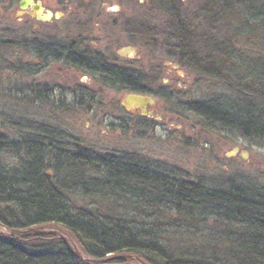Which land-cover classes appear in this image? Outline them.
I'll return each instance as SVG.
<instances>
[{
    "label": "trees",
    "instance_id": "1",
    "mask_svg": "<svg viewBox=\"0 0 264 264\" xmlns=\"http://www.w3.org/2000/svg\"><path fill=\"white\" fill-rule=\"evenodd\" d=\"M170 4L178 61L198 75L226 83L238 96L221 101L212 96L188 104V111L264 148V61L244 63L238 48L242 43L259 45L264 52V6L254 22L241 0H208L205 16L215 31L221 24L225 41L208 38L204 48V39L195 41L183 21L181 1ZM9 45L0 41V51ZM74 45L76 41L53 44L46 56L104 87L158 95L151 74L111 64ZM75 98L82 105L88 95ZM163 98L169 101L170 96ZM27 132L13 137L0 132L4 227L62 228L83 254L97 260L132 255L146 264H264V186L257 182L231 179L212 188L179 181L173 172L161 173L138 156L99 154L50 126L30 125ZM0 264L85 263L55 236L14 237L0 232Z\"/></svg>",
    "mask_w": 264,
    "mask_h": 264
},
{
    "label": "rangeland",
    "instance_id": "2",
    "mask_svg": "<svg viewBox=\"0 0 264 264\" xmlns=\"http://www.w3.org/2000/svg\"><path fill=\"white\" fill-rule=\"evenodd\" d=\"M97 1V7L86 8L87 18L68 16L44 25L21 19L20 0H0V41L10 44L0 51V132L13 137L17 132L25 134L30 125L50 126L99 154L138 156L161 173L173 172L179 181L220 188L227 180L246 178L264 186V148L188 111V104L212 96L218 101L238 96L226 83L181 65L173 48L175 19L152 0ZM179 1L195 41L204 39V48L205 39L225 41L221 24L215 31L205 16L208 0ZM241 3L258 21L264 0ZM76 39L86 41L114 65L151 74L158 95L149 97L160 105L154 116L123 106L131 94L126 87H104L93 77L46 57V50H53L51 45ZM238 48L244 63L264 61L259 45L242 43ZM239 60L233 61L239 65ZM84 92L88 98L78 105L75 97ZM163 95L170 96L169 101ZM234 149H239L238 154L228 156ZM242 152L248 153L247 160L241 158ZM0 232L9 235L2 228Z\"/></svg>",
    "mask_w": 264,
    "mask_h": 264
},
{
    "label": "water",
    "instance_id": "3",
    "mask_svg": "<svg viewBox=\"0 0 264 264\" xmlns=\"http://www.w3.org/2000/svg\"><path fill=\"white\" fill-rule=\"evenodd\" d=\"M31 4H32L31 0H22L19 4V7L23 11L27 9L28 6H30ZM35 11L37 12L41 20L49 21L52 17V14L50 12L42 17L43 11L40 5L39 7L35 8ZM155 103L156 101L149 96L131 93L125 97L123 106H125L127 109H134V108L140 109L142 111V114L146 115L147 106L155 105ZM238 152H239V149H234L231 153L228 154V156H235L236 154H238ZM241 158H243L244 160H247L248 153L242 152ZM0 228L5 230L10 236H14V237H29V236H44V235L55 236L61 239L66 244V246L69 248V250L85 264H109L108 262L113 261V260L130 259V258L136 260L138 264H146L139 257H135L132 255L114 256V257H109V258L101 259V260L93 259L83 254L82 251L79 249L78 245L76 244V242L69 236V234L59 227L55 228L51 226H42V227H33V228H28V229H23V230H12L0 224Z\"/></svg>",
    "mask_w": 264,
    "mask_h": 264
},
{
    "label": "flooded vegetation",
    "instance_id": "4",
    "mask_svg": "<svg viewBox=\"0 0 264 264\" xmlns=\"http://www.w3.org/2000/svg\"><path fill=\"white\" fill-rule=\"evenodd\" d=\"M22 0H20L21 2ZM32 1V4L30 6H28L27 9L25 10H21L20 7H19V4H18V8H19V15L21 16V19L22 20H28V21H33L35 23H38V24H52L53 21L55 20H60V19H63V18H66L68 16H72V19H77V18H87V14H88V11L86 10V8L88 7H97V3L98 1L97 0H85V2H87L88 4H81L79 0H31ZM152 2L154 3H159L161 5V8H162V11H164V13H166L167 15H170L172 16V7H171V0H152ZM96 4V5H94ZM40 7L42 8V17L46 14H48L49 12L52 14V17L49 21H44V20H41L39 18V15L37 14V12L35 11V8L37 7ZM48 5H52L54 6V8H52V10H48L47 7ZM83 39H88L87 37H82ZM77 42V45H74V47H77L80 51L82 52H86V54H91L92 53H95L93 51V49L88 45H86V41H82L81 42L79 40H74L73 42ZM70 45V44H69ZM68 46V45H67ZM69 47H72V46H69ZM67 47H65L64 49H66ZM95 54H99V53H95ZM102 55V54H100ZM103 56V55H102ZM46 57H49V56H46ZM105 61L113 64V60L111 59H106L105 58ZM160 108V105L159 103H157V100H156V103L155 105H148L147 106V114L145 115V117H153L154 116V113L159 110ZM141 114H142V111L139 109L138 110ZM143 115V114H142Z\"/></svg>",
    "mask_w": 264,
    "mask_h": 264
}]
</instances>
